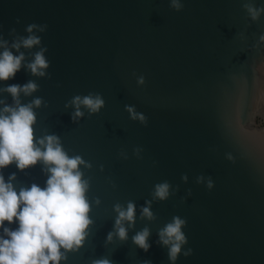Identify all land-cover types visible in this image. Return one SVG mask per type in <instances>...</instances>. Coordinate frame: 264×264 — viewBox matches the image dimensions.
Here are the masks:
<instances>
[{"label": "water", "instance_id": "1", "mask_svg": "<svg viewBox=\"0 0 264 264\" xmlns=\"http://www.w3.org/2000/svg\"><path fill=\"white\" fill-rule=\"evenodd\" d=\"M245 2L181 0L175 11L170 0H0V34L11 42L12 28L26 36L27 25H47L37 35L50 62L48 77L22 68L0 87L34 80L39 91L21 100L47 102L35 109L36 136L55 133L70 156L92 163L81 170L90 178L94 224L84 246L62 264H91L102 256L112 264H171L156 241L173 216L186 220L187 239L175 264H264V14L251 21ZM251 2L264 6V0ZM21 51L28 56L38 48ZM89 92L102 95L104 108L73 123L65 103ZM0 96L11 103L7 93ZM126 104L147 117L146 126L129 118ZM121 150L128 159L119 157ZM41 169L12 164L0 172L6 180L15 173L18 189L44 187ZM201 175L211 178L212 189L196 182ZM164 181L175 193L152 203L155 220H141L140 207ZM128 201L137 206L135 226L127 241L114 237L106 245L113 205ZM145 226L147 252L131 239Z\"/></svg>", "mask_w": 264, "mask_h": 264}, {"label": "clouds", "instance_id": "2", "mask_svg": "<svg viewBox=\"0 0 264 264\" xmlns=\"http://www.w3.org/2000/svg\"><path fill=\"white\" fill-rule=\"evenodd\" d=\"M251 21H257L264 14V6L257 7L251 0L243 5ZM170 7L175 11L183 8L181 0H170ZM19 23V19L16 21ZM47 25L32 23L25 28L26 36L16 33L12 28L9 35L11 42L0 34V82L14 79L22 68L32 76L48 77L47 69L50 62L45 56L46 47L41 46V37L37 33L45 32ZM259 43H264V34L260 35ZM38 48V51H24ZM28 57H31L29 59ZM137 85L145 83L143 76L137 78ZM39 91V85L34 80H28L23 85L11 84L0 87V94L11 96V103L0 96V170L15 164L20 171L31 168L38 163L46 174L45 186L35 183L29 187H19L13 183L16 174L11 173L7 180L0 172V264H62L67 260L68 253L78 252L89 235L94 221L90 218L92 204L87 193L90 188V178H85L84 170H90L92 163L80 155H69L63 147L61 138L55 133H47L37 137L34 126L37 123L35 109L47 107L42 97H34L24 103L23 97H31ZM105 106V100L100 93L89 92L87 95H76L65 103L64 108L71 107L70 119L78 123L84 116L97 114ZM129 118L141 125L147 124V117L136 111L134 105H125ZM142 149H133V155L140 158ZM119 157L128 159L126 152L121 150ZM228 160L233 157L229 154ZM103 171V165L100 166ZM181 180L187 182V175ZM196 182L205 183L212 189L210 177L198 176ZM115 187V185H112ZM176 189L167 182L157 183L153 187L151 200H145L140 207V219L153 221L156 216L151 211L154 201H165ZM191 195V190H188ZM93 203L100 204L99 198ZM113 228L107 233L105 244L114 237L121 242L128 240L129 230L136 223L137 206L128 201L126 206L117 202L113 205ZM7 225L14 222L18 225L12 229ZM186 220L173 216L171 221L158 230L157 244L167 248L168 260L175 264L181 254L182 246L187 243L182 228ZM150 229L145 226L131 237L132 243L147 252ZM191 254V249L183 252L184 256ZM91 264H112L105 256L91 260ZM143 264H150L144 261Z\"/></svg>", "mask_w": 264, "mask_h": 264}]
</instances>
